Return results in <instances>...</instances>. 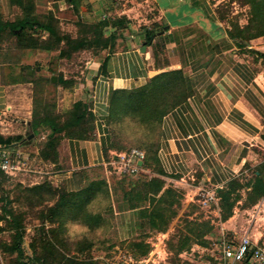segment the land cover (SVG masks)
Segmentation results:
<instances>
[{
	"label": "rangeland",
	"instance_id": "obj_1",
	"mask_svg": "<svg viewBox=\"0 0 264 264\" xmlns=\"http://www.w3.org/2000/svg\"><path fill=\"white\" fill-rule=\"evenodd\" d=\"M19 1L22 2L0 0L3 23L34 18L42 24H51L60 41L36 28H27L22 38L9 30L0 41V88L19 112V115L3 116L6 123L0 127V136L16 137L10 133V125L16 116L24 117L27 112L30 121L43 122L36 129L28 128V135L17 150L7 146L20 152L26 159V168L16 175H0V264H71L69 259H76L78 264H222L218 252L221 241H240L249 230L253 243L264 249V192L256 193L258 189L264 191L262 149H257L256 165L249 166L239 178L217 190V200L205 205L200 201L199 191L173 188L171 182L162 178V171L155 164L162 122L141 125L127 118L112 128L113 146L117 149L113 151L146 153V169L123 173L122 159L108 154L106 168L73 173V191L68 190L67 181L55 178L69 171L67 160L59 156L60 143L72 137L73 131L78 134L79 128L58 134L53 140L58 143L57 150L47 147V141L53 137L52 124L58 129H64L67 124L76 126L74 105L85 101L82 98L88 89L87 80L93 79L94 62L104 52L98 43L100 34L96 25L105 17L112 24L119 23L122 16L117 13L131 7L135 8L132 13L136 21L147 19L154 30L160 25L152 22L157 16L153 7L132 4L142 0H111V5L107 4V9L96 17L86 16L78 0L71 1L72 4L67 0H23L22 4ZM252 1L211 0L218 5L217 18L238 37H243L239 29L246 28L253 20ZM255 26L260 28L261 24ZM104 32L103 38L111 42L134 34L127 26ZM237 41L247 43L241 38ZM81 45L86 48L80 50ZM157 49L161 55L166 54L164 45L158 44ZM161 55L157 53L155 66L167 69L168 60H159ZM80 128L84 129L81 136L90 135L88 124ZM30 135H34L31 140ZM259 172H263L261 177ZM45 184L54 190L44 201L22 191ZM167 184L172 186L165 188ZM71 192L81 194L69 197ZM88 194L90 201L78 209L81 198ZM65 195L63 217H53L50 209L56 208ZM75 200L78 202L74 208ZM84 213L100 215L102 225L89 226L82 220L83 216L79 217ZM10 216L16 218V224L8 220ZM17 236H22L17 242L21 252L9 248L16 245ZM40 241L46 243L45 250L41 246L38 251V258L43 259L33 261L31 245L39 246ZM251 263L249 260L244 264Z\"/></svg>",
	"mask_w": 264,
	"mask_h": 264
},
{
	"label": "crops",
	"instance_id": "obj_2",
	"mask_svg": "<svg viewBox=\"0 0 264 264\" xmlns=\"http://www.w3.org/2000/svg\"><path fill=\"white\" fill-rule=\"evenodd\" d=\"M78 2L86 16L94 17L111 5V0ZM132 4L153 7L157 16L152 22H158L164 31L147 45L146 29L152 30L151 21H136L134 7L117 13L123 19L110 28L115 32L127 26L134 34L117 38L114 51L105 50L94 62L93 79L87 80L82 98L91 104L95 117L93 137L61 141L59 156L67 160L69 171L55 178L67 181L68 190L73 191V173L106 168V154L116 155L106 123L114 90L136 89L162 72L180 70L188 78L191 95L161 123L157 166L162 178L173 184L165 188L197 192L207 187L217 192L256 165L257 149L264 150V37L252 43L231 39L228 28L217 18L218 5L211 0H142ZM158 44L164 45L165 55L157 52ZM157 53L162 62L168 60L167 69L156 68ZM0 112V127L6 123L3 116L19 115L2 87ZM10 126L11 134L25 138L31 126L30 113L16 116ZM22 143H15L13 149ZM140 166L143 170L144 163Z\"/></svg>",
	"mask_w": 264,
	"mask_h": 264
},
{
	"label": "trees",
	"instance_id": "obj_3",
	"mask_svg": "<svg viewBox=\"0 0 264 264\" xmlns=\"http://www.w3.org/2000/svg\"><path fill=\"white\" fill-rule=\"evenodd\" d=\"M71 1L76 2V0H71ZM22 2L19 1L20 4H22ZM252 2H253V7L255 9L253 20L246 28L239 29L243 37H238L236 34L233 33L232 30L228 29L227 32L231 39L237 40L241 38L243 40H247L245 42L249 43L251 40L264 37V0H258V1L253 0ZM255 24L256 25L261 24V27L260 28L256 27ZM111 25L115 26L116 23L112 24V22L109 20H103L100 23H98V25H96L95 27V29L99 30L100 36L98 37L99 38L98 43H101V50L103 51L105 50L114 51V47H115L114 43L116 39L113 42H111L109 41V39L103 38L102 36L105 33L104 31H107L111 27ZM155 27L156 26H154V28ZM27 28H36L43 30L47 32L50 37H55L58 39V41H60V37L58 36L57 30H55L51 24L48 23L42 24L37 19L34 18H25L24 20L17 21L16 23L13 24L3 23L0 20V41L3 35L9 30H11L13 33H16V36H18L19 38H22L24 37ZM163 31H164V27L161 26L156 30L146 29L147 45H151L153 38L159 32L161 33ZM71 41H69L68 43L74 42ZM85 48H86L85 45H81L79 47L80 50ZM262 57L264 58V55H262ZM190 95H191L190 84L188 78L180 70L162 72L154 76L153 78L149 79L144 86L136 89L114 90L109 98V113L106 118V123L111 129V137H112V128L118 124L123 123L124 120L127 118L135 119L141 125L160 124L168 114H170L175 108L183 104L190 97ZM90 106L91 104L85 101L84 102L79 101L74 105L72 114L74 115L73 118H75L76 126H73L72 124H67L64 127V129L62 128L58 129V127H56L55 124H52L53 137L51 141H47V147L53 146L56 147L57 150L58 143L56 141H53L54 138H56L58 134H61L64 131L73 127L79 128L78 134L77 131H73V133H71L72 137L69 138L83 139V140L92 138L95 131V125H94L95 117L93 112L90 110ZM42 123L43 122H38L35 119H33V121H31L30 127L36 129L40 127ZM86 124L89 125L90 135L85 137L80 135L84 132V129L80 127ZM74 135H76V137H74ZM23 140L24 138H21L19 136L7 138V139H4L2 136H0V145L5 148H8L7 146L11 147L15 143H17V141L22 142ZM262 140L264 141V134L262 135ZM112 141H113V137H112ZM111 150L117 151V149H115L113 146V142L111 145ZM107 156L108 153L106 154V158ZM155 164L158 165L156 155H155ZM262 167L264 171V165ZM143 168L144 169L147 168V155L144 161ZM262 174L263 172H259L260 177L262 176ZM0 175L8 176L3 172H0ZM53 190L54 189L50 185H46V184L36 186L33 188L22 189V191L25 193L36 195L38 200L41 201L45 200V196L47 194H53ZM263 192H264L263 189H258L256 191V193H260V195ZM80 194L81 193L71 192L68 193V196L74 197V196H80ZM221 194H223L222 191ZM66 195L64 198L61 199V202L56 205V208L50 209L53 217H57L58 219H61V217H63V210H65V203L67 201ZM89 197L90 194H88V197L81 198L82 203L79 205L78 209L83 208V206L90 201ZM77 202H78L77 200L74 201V208L77 206ZM85 213L79 215V217L82 219L83 216L82 220L86 221V224H88L91 227L94 226L99 227L100 225H102V217L100 215H90V214L85 215ZM8 220H12L16 224L15 217L10 216V219ZM18 239L22 240V236H17L15 246L13 247L9 246V248H11L15 252L16 251L21 252L17 248V242L19 241ZM40 242L41 245L39 244V246H36L34 243L31 245L34 252L33 261H40L43 259V257L38 258L40 255L38 251L39 249H41V246L43 247V250H45L46 243L44 241H40ZM69 262L71 264H78L76 259H69Z\"/></svg>",
	"mask_w": 264,
	"mask_h": 264
},
{
	"label": "built area",
	"instance_id": "obj_4",
	"mask_svg": "<svg viewBox=\"0 0 264 264\" xmlns=\"http://www.w3.org/2000/svg\"><path fill=\"white\" fill-rule=\"evenodd\" d=\"M122 159L123 173H137L141 170L140 163H144L146 153L139 150H132L129 153L116 154ZM25 160V161H24ZM28 165V163H27ZM26 168V159L20 155V152L5 148L0 145V172L6 175H16ZM200 201L203 204H210L217 200V193L209 190H200ZM220 253V262L222 264H239L245 261H253L254 264H264V249L255 245L247 235L240 241H221L218 246Z\"/></svg>",
	"mask_w": 264,
	"mask_h": 264
},
{
	"label": "water",
	"instance_id": "obj_5",
	"mask_svg": "<svg viewBox=\"0 0 264 264\" xmlns=\"http://www.w3.org/2000/svg\"><path fill=\"white\" fill-rule=\"evenodd\" d=\"M160 34H162V33H160ZM52 81H53V83H55V82H56V78L53 77ZM33 138H34V135H30V136L28 137L29 140H31V139H33ZM140 165H142V163H140Z\"/></svg>",
	"mask_w": 264,
	"mask_h": 264
}]
</instances>
